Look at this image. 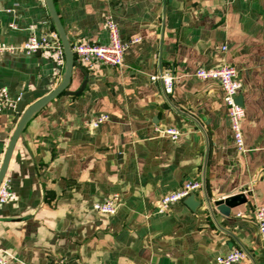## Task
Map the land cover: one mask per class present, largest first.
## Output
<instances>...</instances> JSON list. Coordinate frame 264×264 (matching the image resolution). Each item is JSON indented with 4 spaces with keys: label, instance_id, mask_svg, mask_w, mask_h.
<instances>
[{
    "label": "crops",
    "instance_id": "crops-1",
    "mask_svg": "<svg viewBox=\"0 0 264 264\" xmlns=\"http://www.w3.org/2000/svg\"><path fill=\"white\" fill-rule=\"evenodd\" d=\"M70 44H106L107 16L122 40L138 37L121 66L73 67L67 87L24 125L5 175L14 196L0 204L7 264H218L235 246L264 264L255 210L264 206V0H53ZM56 27L45 0H0V43L21 45ZM57 31V30H56ZM237 68L244 108L237 149L217 81L196 69ZM53 57L0 53V87L21 106L62 80ZM176 77L166 94L150 76ZM85 81L82 91H77ZM21 112H0V161ZM99 127H86L101 114ZM175 128L177 139L157 128ZM198 181L197 205L157 212L163 195ZM242 193L227 214L214 201ZM116 195L117 211L93 203Z\"/></svg>",
    "mask_w": 264,
    "mask_h": 264
},
{
    "label": "built area",
    "instance_id": "built-area-1",
    "mask_svg": "<svg viewBox=\"0 0 264 264\" xmlns=\"http://www.w3.org/2000/svg\"><path fill=\"white\" fill-rule=\"evenodd\" d=\"M104 27L108 32L109 42L106 44H91L83 42H74L71 45V50L74 59L83 62L87 67L91 68L94 65H110L121 66L126 48L130 43L139 41L138 37L128 41L121 39L119 28L112 16H107L104 21ZM28 38L18 46L6 45L0 43V53H24L31 54L37 51H43L53 57V61L57 67V73H60L65 67V54L61 43L60 36L56 30L48 34L37 35L35 27L30 28ZM194 75L199 79H210L217 81L223 91V101L227 106L228 120L231 133L238 150H243V137L241 132V121L244 117V108L238 101V91L241 88L239 73L235 66L224 64L215 68L201 67L195 70ZM151 81H160L163 86V91L170 94L173 91L176 77L168 71H161L159 74L151 75ZM16 100L11 97L6 87H0V112L9 107H14ZM108 119L107 114H101L86 123V127L95 129ZM156 132L160 136L169 137L175 140L179 137L180 131L175 128H157ZM1 165V161H0ZM201 188V183L198 181H187L175 191L165 194L161 197L157 212L163 213L168 207ZM14 196L8 182L3 179L0 184V204L7 203ZM118 200L116 195L106 197L101 201L93 203V209L101 213L113 214L117 211ZM255 221L258 232L262 240L264 251V206H260L255 210ZM248 252L245 248L235 246L223 254L215 256V262L218 264H236L240 263L248 257ZM62 259L53 261L52 264H62ZM0 264H7V260L0 253Z\"/></svg>",
    "mask_w": 264,
    "mask_h": 264
},
{
    "label": "water",
    "instance_id": "water-1",
    "mask_svg": "<svg viewBox=\"0 0 264 264\" xmlns=\"http://www.w3.org/2000/svg\"><path fill=\"white\" fill-rule=\"evenodd\" d=\"M48 12L51 16V19L56 27V30L60 36L61 43L64 49L65 54V70L62 77L61 82L51 91H40L42 93H45L42 97L31 103L25 110L21 112V106L23 101L29 97L34 92H25L17 100L16 103V110L18 112H21L20 118L17 122V126L11 136V139L9 141V144L7 146V149L5 151L4 157L2 159L1 165H0V184L5 178L9 162L11 159V156L13 154V150L15 147V144L22 132V129L24 125L29 121L31 116L39 110L43 105H45L49 100L60 94L68 85L71 75H72V69L73 67H78L83 69V67L74 59V55L71 50V45L69 42V39L67 37L66 31L63 27V24L59 18V15L57 13V10L55 9L53 0H45ZM85 85V81L83 82L82 86L77 91H66L69 94H77L80 91L83 90ZM239 103L241 102L238 99ZM241 104V103H240ZM244 199V195L242 193H237L235 195L228 196L224 199H218L214 201V205L217 206V209L221 211L222 213L227 214L229 212L230 207L236 205L237 203L241 202ZM183 201L187 203L189 206H195L197 205V201L195 199V194H190L187 197L183 198Z\"/></svg>",
    "mask_w": 264,
    "mask_h": 264
}]
</instances>
